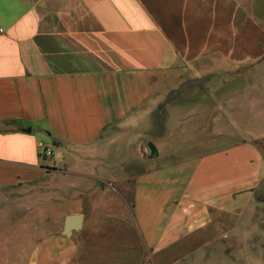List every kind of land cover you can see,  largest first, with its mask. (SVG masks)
I'll use <instances>...</instances> for the list:
<instances>
[{"label":"crops","instance_id":"crops-1","mask_svg":"<svg viewBox=\"0 0 264 264\" xmlns=\"http://www.w3.org/2000/svg\"><path fill=\"white\" fill-rule=\"evenodd\" d=\"M259 2L0 0V264H190L259 234L237 226L264 186ZM206 101L175 122L207 139L171 144L165 108Z\"/></svg>","mask_w":264,"mask_h":264},{"label":"rangeland","instance_id":"rangeland-1","mask_svg":"<svg viewBox=\"0 0 264 264\" xmlns=\"http://www.w3.org/2000/svg\"><path fill=\"white\" fill-rule=\"evenodd\" d=\"M262 2L263 1L261 0L259 3L264 7V2ZM262 14H264V10L262 11ZM207 103V101L202 103H186L182 104L179 108L167 106L165 111L169 114V117L165 121V127L167 129L166 136L164 135L165 138H167L171 144L186 145L207 139L210 130L208 125L196 123V120L192 119H188L187 122L182 124H176L175 122V118L185 113L189 114L190 111L197 112L199 117ZM203 128L205 130H203ZM53 150L54 149H52V151ZM258 198L261 199V202H259L255 210L254 218L251 220L245 219L237 225L244 229L248 227L261 228L259 234L257 233V236L251 235V231H249L248 228V231L239 237L240 244L242 243L240 247H230V244L229 250L226 253H223V255H221L220 252H210L203 247L196 254L186 253L187 257L191 256V258L188 259V262L190 264H264V245L259 246L255 243L256 240L260 239L262 240V243H264V186L260 193H258ZM227 222L230 226H236V220L234 218L229 217Z\"/></svg>","mask_w":264,"mask_h":264},{"label":"water","instance_id":"water-1","mask_svg":"<svg viewBox=\"0 0 264 264\" xmlns=\"http://www.w3.org/2000/svg\"><path fill=\"white\" fill-rule=\"evenodd\" d=\"M145 153L147 156L152 157L156 155V149L152 144L145 145ZM82 216L80 214H67L63 220L62 233L69 235L72 230H77L80 227Z\"/></svg>","mask_w":264,"mask_h":264},{"label":"built area","instance_id":"built-area-1","mask_svg":"<svg viewBox=\"0 0 264 264\" xmlns=\"http://www.w3.org/2000/svg\"><path fill=\"white\" fill-rule=\"evenodd\" d=\"M39 154L42 157H50L52 155V147L51 145H41L39 148Z\"/></svg>","mask_w":264,"mask_h":264}]
</instances>
